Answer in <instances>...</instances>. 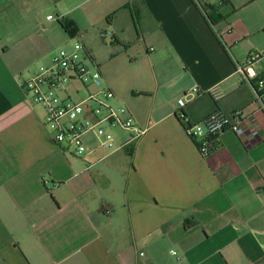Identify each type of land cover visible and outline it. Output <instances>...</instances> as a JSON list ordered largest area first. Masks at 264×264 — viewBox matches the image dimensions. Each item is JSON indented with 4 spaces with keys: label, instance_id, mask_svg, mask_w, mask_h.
Listing matches in <instances>:
<instances>
[{
    "label": "crops",
    "instance_id": "0c3cea01",
    "mask_svg": "<svg viewBox=\"0 0 264 264\" xmlns=\"http://www.w3.org/2000/svg\"><path fill=\"white\" fill-rule=\"evenodd\" d=\"M63 18L76 40L113 38L108 55L81 40L112 104L146 129L129 145L113 130V153L91 135L85 156L56 146L17 82L73 39ZM251 52L259 79L264 0H0V264H264V96L237 71ZM239 110L259 137L227 130L202 157L186 129Z\"/></svg>",
    "mask_w": 264,
    "mask_h": 264
},
{
    "label": "built area",
    "instance_id": "2783aa9c",
    "mask_svg": "<svg viewBox=\"0 0 264 264\" xmlns=\"http://www.w3.org/2000/svg\"><path fill=\"white\" fill-rule=\"evenodd\" d=\"M198 6L203 9L201 3ZM51 19V18H50ZM263 58L259 52H251L244 64L237 65V71L248 82L258 80L253 73L255 65ZM20 87L32 95L35 104L44 112V125L54 144L64 151L77 156H85L91 151L85 137L91 135L99 148L109 153L116 151L113 130L129 134V145L146 133L140 128L129 110L112 104L114 93L103 86L100 70L91 61L89 54L78 41L71 50L56 52L48 66H42L32 73L17 77ZM77 86L85 90V96L73 101L79 95ZM264 89V81L257 85V94ZM61 94L65 98H61ZM198 89L194 88L179 101L180 107L195 99ZM262 109H264L262 107ZM250 116L243 110L229 115L215 111L203 121L186 129L188 137L196 144L200 155L209 158L216 150V140L225 131L232 132L237 138L259 137L258 128L252 127ZM109 213V211L107 212ZM144 256V253H141Z\"/></svg>",
    "mask_w": 264,
    "mask_h": 264
},
{
    "label": "rangeland",
    "instance_id": "374dc122",
    "mask_svg": "<svg viewBox=\"0 0 264 264\" xmlns=\"http://www.w3.org/2000/svg\"><path fill=\"white\" fill-rule=\"evenodd\" d=\"M50 15H52V17H47V16H44L43 18H41V21H43V25L44 26H49V24H51V22H53L54 24L56 23V19H55V14H53V13H51ZM50 18L51 19H54L53 21H50ZM85 29V30H84ZM84 29H80L81 30V32L79 33V38H78V40H76V38L74 39H70L69 37H65V40H66V42L68 43V45H64V44H57L54 48H51L52 49V53L53 54H51L50 55V57H49V59L51 58L52 59V57H53V55L56 53V52H58V51H60L61 49H65V50H71L72 48H73V46H74V44L76 43V42H80L81 44L82 43H84L82 40H81V37L82 36H84L85 38H86V42H85V46L87 47L88 46V44L89 45H91L97 52H100L102 55H108V52H107V47L108 48H111V49H114L113 47H112V42H113V38L111 37V35H110V33L109 32H103V33H101L99 30H95V29H93V28H88V27H84ZM103 34H106V35H104L103 36ZM103 38H105V39H103ZM88 43V44H87ZM136 49V48H135ZM124 49L120 46V51L123 53L124 51H123ZM48 62V59H46V60H43V61H40V62H38L37 63V65H36V69L37 68H40V67H42V66H48L50 63H51V60H50V63L48 64L47 63ZM109 62H111L112 63V65L114 66V65H116L117 63H119L120 64V67L119 68H121V71H122V73H124V72H130V70H131V66H129L128 64H127V60H125V59H121L120 57H118L117 56V58H113V59H111ZM134 63V62H133ZM136 64V63H135ZM134 66V65H133ZM133 69H135V67H132ZM124 88H125V92L126 93H129V94H131L132 93V91L133 90H131V88H130V85H127V87H126V85H124ZM80 94H81V92H80ZM30 95V94H29ZM31 97H32V95H30ZM61 96V98H65V95H63V94H61L60 95ZM82 96V95H81ZM81 96H75V95H73L72 96V100L73 101H79L81 98ZM32 100H33V98H32ZM37 105V104H36ZM42 111H43V109L41 108V106H39V105H37Z\"/></svg>",
    "mask_w": 264,
    "mask_h": 264
},
{
    "label": "trees",
    "instance_id": "16d2710c",
    "mask_svg": "<svg viewBox=\"0 0 264 264\" xmlns=\"http://www.w3.org/2000/svg\"><path fill=\"white\" fill-rule=\"evenodd\" d=\"M205 10H206V13H207V17L208 16L210 17L211 12H210V14L208 12L211 11V9L208 11L207 8L205 7ZM60 25L71 38H75L77 36L78 27H77V25L75 24L74 21L66 19V18H63L60 21ZM260 80L264 81V76L259 78L258 80H254V81L251 82V84L255 88V90H257V85H258ZM260 94L262 96H264V89L260 92Z\"/></svg>",
    "mask_w": 264,
    "mask_h": 264
},
{
    "label": "water",
    "instance_id": "95a60500",
    "mask_svg": "<svg viewBox=\"0 0 264 264\" xmlns=\"http://www.w3.org/2000/svg\"><path fill=\"white\" fill-rule=\"evenodd\" d=\"M259 102H261V104H262V99L261 100H259ZM262 111V110H261Z\"/></svg>",
    "mask_w": 264,
    "mask_h": 264
}]
</instances>
